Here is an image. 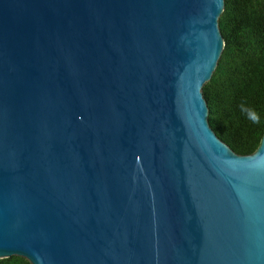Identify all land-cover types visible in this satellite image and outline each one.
Segmentation results:
<instances>
[{
    "label": "water",
    "instance_id": "95a60500",
    "mask_svg": "<svg viewBox=\"0 0 264 264\" xmlns=\"http://www.w3.org/2000/svg\"><path fill=\"white\" fill-rule=\"evenodd\" d=\"M225 0H0V258L264 264V135L204 84Z\"/></svg>",
    "mask_w": 264,
    "mask_h": 264
},
{
    "label": "trees",
    "instance_id": "16d2710c",
    "mask_svg": "<svg viewBox=\"0 0 264 264\" xmlns=\"http://www.w3.org/2000/svg\"><path fill=\"white\" fill-rule=\"evenodd\" d=\"M219 24L224 50L203 86L209 123L235 152L251 154L264 135V0H225ZM0 264L32 263L13 255Z\"/></svg>",
    "mask_w": 264,
    "mask_h": 264
},
{
    "label": "clouds",
    "instance_id": "9594fccd",
    "mask_svg": "<svg viewBox=\"0 0 264 264\" xmlns=\"http://www.w3.org/2000/svg\"><path fill=\"white\" fill-rule=\"evenodd\" d=\"M251 119L255 122L258 120V117H256L255 115H251Z\"/></svg>",
    "mask_w": 264,
    "mask_h": 264
}]
</instances>
